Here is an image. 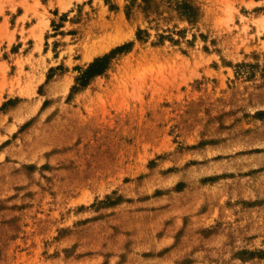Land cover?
I'll return each instance as SVG.
<instances>
[{
    "label": "rangeland",
    "instance_id": "obj_1",
    "mask_svg": "<svg viewBox=\"0 0 264 264\" xmlns=\"http://www.w3.org/2000/svg\"><path fill=\"white\" fill-rule=\"evenodd\" d=\"M0 264H264V0H0Z\"/></svg>",
    "mask_w": 264,
    "mask_h": 264
},
{
    "label": "trees",
    "instance_id": "obj_2",
    "mask_svg": "<svg viewBox=\"0 0 264 264\" xmlns=\"http://www.w3.org/2000/svg\"><path fill=\"white\" fill-rule=\"evenodd\" d=\"M126 47L119 48L115 50L113 53H117ZM111 55H106L104 57L98 58L95 62H93L88 70L85 72V74L80 78V82L82 83V86L87 85V82L92 77L102 74L110 64Z\"/></svg>",
    "mask_w": 264,
    "mask_h": 264
},
{
    "label": "bare ground",
    "instance_id": "obj_3",
    "mask_svg": "<svg viewBox=\"0 0 264 264\" xmlns=\"http://www.w3.org/2000/svg\"><path fill=\"white\" fill-rule=\"evenodd\" d=\"M116 22V21H115ZM121 23V22H120ZM114 27V26H113ZM119 27V26H118ZM117 28V27H116ZM122 28V27H121ZM121 36V35H120ZM121 37H119V40H121L120 39ZM123 40V39H122ZM96 41V40H95ZM98 41V40H97ZM103 41V40H102ZM116 41H118V36L117 37H110L109 38V42L110 43H112L113 44V42L115 43ZM99 42V41H98ZM102 43V42H101ZM119 43H120V41H119ZM88 44V43H87ZM107 44V43H106ZM118 44V43H117ZM101 45V44H100ZM109 45V44H108ZM94 46V45H93ZM85 47V46H84ZM90 46L88 45L87 46V49L89 48ZM98 47V46H97ZM96 47V48H97ZM106 47V46H105ZM94 48V47H93ZM95 50H97V49H95ZM102 50H105V48L103 49V46L102 47H100V49H98L96 52H94L92 55H90L89 56V59L90 60H92L93 59V56H94V54H96V53H98V52H101ZM106 51V50H105ZM87 53V52H86ZM87 55V54H86ZM86 58V57H85Z\"/></svg>",
    "mask_w": 264,
    "mask_h": 264
}]
</instances>
